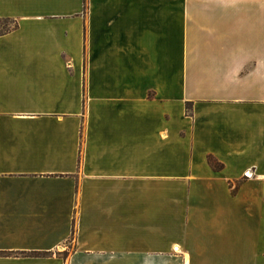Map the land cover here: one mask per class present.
Masks as SVG:
<instances>
[{"label": "crops", "instance_id": "1", "mask_svg": "<svg viewBox=\"0 0 264 264\" xmlns=\"http://www.w3.org/2000/svg\"><path fill=\"white\" fill-rule=\"evenodd\" d=\"M2 23L0 264H264V0H0Z\"/></svg>", "mask_w": 264, "mask_h": 264}, {"label": "trees", "instance_id": "2", "mask_svg": "<svg viewBox=\"0 0 264 264\" xmlns=\"http://www.w3.org/2000/svg\"><path fill=\"white\" fill-rule=\"evenodd\" d=\"M85 2V8H86V3H87V0H84ZM17 27V26H16ZM209 163L210 165L216 169V170H219V169H222V165L217 163L215 161V159H213L212 157L209 158ZM75 236V228L73 230V237ZM11 254H8V253H4V252H0V256L2 257H8L10 256ZM19 256H22V257H32V258H48V257H52L53 256V253H46V252H34V253H21V254H18Z\"/></svg>", "mask_w": 264, "mask_h": 264}, {"label": "rangeland", "instance_id": "3", "mask_svg": "<svg viewBox=\"0 0 264 264\" xmlns=\"http://www.w3.org/2000/svg\"><path fill=\"white\" fill-rule=\"evenodd\" d=\"M184 1V0H183ZM188 1V0H187ZM194 1V0H193ZM86 8H87V3H86ZM5 25V23H2V24H0V28H2L3 26ZM72 244H73V242L71 241L70 243H69V249H71L72 250Z\"/></svg>", "mask_w": 264, "mask_h": 264}, {"label": "built area", "instance_id": "4", "mask_svg": "<svg viewBox=\"0 0 264 264\" xmlns=\"http://www.w3.org/2000/svg\"><path fill=\"white\" fill-rule=\"evenodd\" d=\"M246 175H247V177H252V174H250V173H247Z\"/></svg>", "mask_w": 264, "mask_h": 264}]
</instances>
